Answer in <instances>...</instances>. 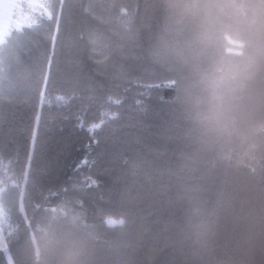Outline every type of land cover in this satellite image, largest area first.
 I'll return each instance as SVG.
<instances>
[{
    "label": "trees",
    "instance_id": "16d2710c",
    "mask_svg": "<svg viewBox=\"0 0 264 264\" xmlns=\"http://www.w3.org/2000/svg\"><path fill=\"white\" fill-rule=\"evenodd\" d=\"M46 2L0 42V264H264V0Z\"/></svg>",
    "mask_w": 264,
    "mask_h": 264
},
{
    "label": "clouds",
    "instance_id": "9594fccd",
    "mask_svg": "<svg viewBox=\"0 0 264 264\" xmlns=\"http://www.w3.org/2000/svg\"><path fill=\"white\" fill-rule=\"evenodd\" d=\"M213 99L216 101L208 113L209 122L218 119L222 93L215 83L209 85ZM52 244L57 249L59 264H89L91 255V241L85 236L73 234L72 243L61 242L56 233L52 235Z\"/></svg>",
    "mask_w": 264,
    "mask_h": 264
},
{
    "label": "rangeland",
    "instance_id": "374dc122",
    "mask_svg": "<svg viewBox=\"0 0 264 264\" xmlns=\"http://www.w3.org/2000/svg\"><path fill=\"white\" fill-rule=\"evenodd\" d=\"M47 13L48 7L46 0H22L12 16V27L19 28L22 25L34 23L38 16ZM1 190L0 181V192ZM10 231L11 228L7 217L0 206V250H6V237Z\"/></svg>",
    "mask_w": 264,
    "mask_h": 264
},
{
    "label": "snow or ice",
    "instance_id": "6c2138e0",
    "mask_svg": "<svg viewBox=\"0 0 264 264\" xmlns=\"http://www.w3.org/2000/svg\"><path fill=\"white\" fill-rule=\"evenodd\" d=\"M3 4H4V0H0V39H2L3 37H5L10 31H11V21L9 22V29L8 31H3V21H4V15H3V12H2V8H3ZM11 6H15V5H11ZM39 6V5H37ZM157 87H160V86H164V87H171V84L168 83V84H165V85H156ZM59 99V98H58ZM110 103L112 104H115V105H119L121 103V101L119 99H114V98H110L109 100ZM108 115L109 119H115L116 118V113H111V114H107ZM103 124V121H101L100 123L98 124H92V125H89L87 127V131L91 134V133H94L95 131H97ZM81 128H83V124H80L79 125Z\"/></svg>",
    "mask_w": 264,
    "mask_h": 264
},
{
    "label": "crops",
    "instance_id": "0c3cea01",
    "mask_svg": "<svg viewBox=\"0 0 264 264\" xmlns=\"http://www.w3.org/2000/svg\"><path fill=\"white\" fill-rule=\"evenodd\" d=\"M21 1L22 0H4V4L2 8V12L4 15L3 31L5 32L8 31L10 21H11V27H12V16L16 12L17 6L19 5ZM11 5H15V6L13 7ZM3 38L0 39V42L3 40Z\"/></svg>",
    "mask_w": 264,
    "mask_h": 264
}]
</instances>
